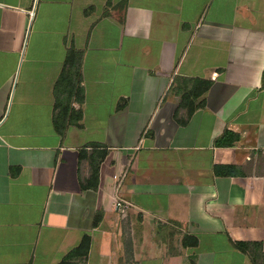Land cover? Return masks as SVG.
Segmentation results:
<instances>
[{
    "label": "crops",
    "instance_id": "0c3cea01",
    "mask_svg": "<svg viewBox=\"0 0 264 264\" xmlns=\"http://www.w3.org/2000/svg\"><path fill=\"white\" fill-rule=\"evenodd\" d=\"M71 48L84 99L56 120ZM86 233L85 264H252L235 242L264 243V0H0V264H58Z\"/></svg>",
    "mask_w": 264,
    "mask_h": 264
},
{
    "label": "trees",
    "instance_id": "16d2710c",
    "mask_svg": "<svg viewBox=\"0 0 264 264\" xmlns=\"http://www.w3.org/2000/svg\"><path fill=\"white\" fill-rule=\"evenodd\" d=\"M82 53L76 48L69 49L62 72L56 81V97H57V112L56 120H59L63 116H68L70 110V102L73 97L79 101H83V87L79 85L80 80V67H81ZM197 82L190 88L187 89L182 98L181 105L190 104V111H193L196 106L191 105L187 102L189 97L197 98L202 95L211 85L209 80L198 79ZM193 104V103H192ZM81 112L78 111L76 117H80ZM230 132H225L219 139L220 142L229 143L226 140L227 135ZM107 154L106 149H95L90 153L87 150H82L80 153L81 159L87 158L91 164L92 172L88 178V182L82 180V185L88 187L95 185L99 180V164ZM217 166V170H218ZM229 167V166H226ZM103 217L102 211H98L95 215L94 224L97 225ZM92 242V236L90 234H84L79 245L72 248L58 264H85L87 256L90 251ZM197 238L189 234H185L182 239V244L195 245ZM235 245L246 252L251 258L252 264H264V243L260 240H238Z\"/></svg>",
    "mask_w": 264,
    "mask_h": 264
},
{
    "label": "built area",
    "instance_id": "2783aa9c",
    "mask_svg": "<svg viewBox=\"0 0 264 264\" xmlns=\"http://www.w3.org/2000/svg\"><path fill=\"white\" fill-rule=\"evenodd\" d=\"M114 205H115V208L118 210L119 209L125 210L129 206L128 203H126L124 200H120V199H115Z\"/></svg>",
    "mask_w": 264,
    "mask_h": 264
},
{
    "label": "rangeland",
    "instance_id": "374dc122",
    "mask_svg": "<svg viewBox=\"0 0 264 264\" xmlns=\"http://www.w3.org/2000/svg\"><path fill=\"white\" fill-rule=\"evenodd\" d=\"M128 256V251H127V255H126V257ZM102 259H105V260H107L106 259V257H104V258H102ZM128 261V260H127ZM186 264L188 263V262H185Z\"/></svg>",
    "mask_w": 264,
    "mask_h": 264
}]
</instances>
